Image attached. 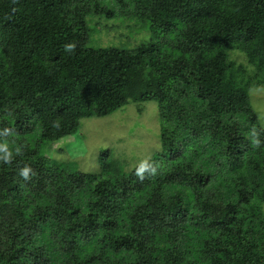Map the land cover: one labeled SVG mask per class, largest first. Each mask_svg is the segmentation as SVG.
Here are the masks:
<instances>
[{
    "label": "trees",
    "instance_id": "trees-1",
    "mask_svg": "<svg viewBox=\"0 0 264 264\" xmlns=\"http://www.w3.org/2000/svg\"><path fill=\"white\" fill-rule=\"evenodd\" d=\"M95 16L151 40L88 48ZM261 85L264 0H0V264H264ZM150 100L162 151L142 177L107 152L97 174L44 155Z\"/></svg>",
    "mask_w": 264,
    "mask_h": 264
},
{
    "label": "rangeland",
    "instance_id": "rangeland-1",
    "mask_svg": "<svg viewBox=\"0 0 264 264\" xmlns=\"http://www.w3.org/2000/svg\"><path fill=\"white\" fill-rule=\"evenodd\" d=\"M87 25L88 48L133 49L151 40L147 21L95 16L87 19ZM231 57L246 65L239 52ZM249 98L264 128V85L249 89ZM80 125L76 134L50 143L44 155L56 163H70L78 171L97 174L103 152H107L106 160L118 161L127 172L162 151L159 110L154 100L129 101L107 116L83 118ZM262 212L264 215V204Z\"/></svg>",
    "mask_w": 264,
    "mask_h": 264
},
{
    "label": "clouds",
    "instance_id": "clouds-1",
    "mask_svg": "<svg viewBox=\"0 0 264 264\" xmlns=\"http://www.w3.org/2000/svg\"><path fill=\"white\" fill-rule=\"evenodd\" d=\"M72 47V45H67V48L68 49H70ZM5 160H7L9 157H8V154L7 153H5V155H4V157H3ZM145 169H146V165L142 162V163H140V165L136 168V175L137 176H140V177H142L143 176V173L145 172ZM28 171H29V169H23L22 171H21V175L22 176H25V177H27V174H28ZM154 171V170H153Z\"/></svg>",
    "mask_w": 264,
    "mask_h": 264
}]
</instances>
